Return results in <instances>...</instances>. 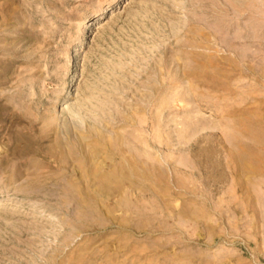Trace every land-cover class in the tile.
Segmentation results:
<instances>
[{
  "label": "rangeland",
  "instance_id": "374dc122",
  "mask_svg": "<svg viewBox=\"0 0 264 264\" xmlns=\"http://www.w3.org/2000/svg\"><path fill=\"white\" fill-rule=\"evenodd\" d=\"M0 264H264V0H0Z\"/></svg>",
  "mask_w": 264,
  "mask_h": 264
},
{
  "label": "bare ground",
  "instance_id": "6f19581e",
  "mask_svg": "<svg viewBox=\"0 0 264 264\" xmlns=\"http://www.w3.org/2000/svg\"><path fill=\"white\" fill-rule=\"evenodd\" d=\"M114 16V15H113ZM161 87V86H160Z\"/></svg>",
  "mask_w": 264,
  "mask_h": 264
}]
</instances>
